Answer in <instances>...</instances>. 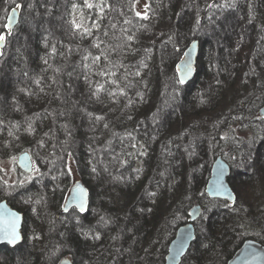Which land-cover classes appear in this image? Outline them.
<instances>
[{
    "label": "trees",
    "instance_id": "obj_1",
    "mask_svg": "<svg viewBox=\"0 0 264 264\" xmlns=\"http://www.w3.org/2000/svg\"><path fill=\"white\" fill-rule=\"evenodd\" d=\"M227 3L234 6L221 7ZM87 4L0 0L7 41L0 61L8 73L2 77L17 84L11 87L18 103L34 108L32 115L7 105L2 112L0 200L24 212L25 240L0 246V264H58L64 256L75 264H165L196 204L204 211L182 264H227L246 239L264 244L261 107L250 96L229 105L222 78L233 72L234 83H246L264 75V0ZM16 6L21 22L8 33V11ZM31 20L37 24L28 42L21 32ZM199 28L214 36L195 34ZM195 39L201 41L197 72L185 84L177 60ZM170 51L177 60L167 59ZM23 151L32 153L35 169L27 173L15 163L10 180L2 162ZM220 155L250 163L246 196L235 203L206 192ZM77 173L89 185L90 208L63 213ZM105 176L115 181L110 193ZM45 205L54 211L49 222Z\"/></svg>",
    "mask_w": 264,
    "mask_h": 264
},
{
    "label": "water",
    "instance_id": "obj_2",
    "mask_svg": "<svg viewBox=\"0 0 264 264\" xmlns=\"http://www.w3.org/2000/svg\"><path fill=\"white\" fill-rule=\"evenodd\" d=\"M21 18L20 6H16L8 12L6 25L9 24V19L12 20L10 27L6 28L8 33H12L19 26ZM6 44L7 41L5 39L3 44L0 45L2 52ZM200 51L201 41L200 39H195L188 45L179 60L177 75L182 83L187 84L194 80ZM260 116L264 119V104L260 109ZM17 165L23 171L32 173L35 169L32 153L30 151L21 152L18 155ZM230 174L231 166L229 162L223 156H218L213 163L212 172L206 186V191L210 197L224 199L231 203L237 201V194L229 182ZM90 204V189L84 180L78 179L70 188L62 212L67 213L73 208L84 212L90 208ZM81 205L83 206L82 208ZM202 214L203 206L201 204H196L191 208L190 220L178 228L174 239L169 245L165 264L182 263L197 237L195 222ZM13 223L15 224V240L12 239L11 226ZM23 226L24 213L13 207L7 199L0 200V246L15 247L22 244L25 240ZM58 264H75V261L70 256H64ZM227 264H264V244L255 239H246Z\"/></svg>",
    "mask_w": 264,
    "mask_h": 264
},
{
    "label": "rangeland",
    "instance_id": "obj_3",
    "mask_svg": "<svg viewBox=\"0 0 264 264\" xmlns=\"http://www.w3.org/2000/svg\"><path fill=\"white\" fill-rule=\"evenodd\" d=\"M11 9H9V11ZM31 21L30 22L27 21V26H24V29H23L24 32H21V33H23V36L27 40L31 38L30 36H28L29 31L31 32V35H32V33H34V31H35L36 24H37V20H35V21L34 20H31ZM51 25H52V23H51ZM194 32H195V34H198V35H201V36H206L207 38H210V39L214 36V31L212 29L211 30H207V29H204V28H199V29H196ZM53 35H54V33H53ZM28 42H29V40H28ZM6 47H7V44H6ZM210 51H211V49L209 50V52ZM206 55H207V51H206ZM206 55H205V57H203L204 60L207 59V56ZM166 56H167V59L169 61H172L173 59H176L177 60V57H178L177 56V53L174 54V52H172V51H170V53H168ZM177 62H179V61L177 60ZM223 70L224 71L221 70L219 73H222V72L224 73V72L228 71L227 67L223 68ZM214 72L216 74V71L215 70H214ZM219 73H217L218 74L217 76H219ZM2 74L5 76L8 73H7V69H6L5 65L2 64V62L0 61V125L1 124H6L7 125V121L5 122V121H2V119H1L2 116H3L2 115L3 109H4V107L6 105L7 106H12L11 109H12L13 112L16 109L19 108V110H20L19 114L21 116H23V115H25L27 113L30 114V115H32V112H34V108H31V110H29L28 108L25 107V104L22 101L20 102L22 108L19 107L20 103L17 102V101H19V97L18 96H15L13 94V91L12 90H13L14 87H11V86H13L16 83H6L8 79L6 78L7 80L6 79L4 80V78L2 77ZM162 74L165 77L166 76V71L163 70V73ZM229 74L230 75H223L222 76V78L225 80L224 81V84H225V100H226V102L229 105L235 106V107L236 106L239 107V105H242V104H245L246 103V101L248 100V97L249 96L251 98H253L254 100H256V101H259L260 107L264 104V75L263 74H259L258 73L257 75L250 76V79H247L246 80V83H242V82L241 83H234L236 81V79L234 78L235 81L231 80L234 77V75H233L234 73L233 72H229ZM204 76H205V72H202V77H204ZM251 104L255 105V102H253ZM3 122H5V123H3ZM17 159H18V156H16L15 158H9V157H7L2 162V166H3V169H4V176L10 177V180H14L15 179V175L17 174V172H16V166H15V163H17ZM34 163H35V161H34ZM233 176H236L237 178L234 179ZM233 176L231 177V181H234L235 180L236 182H238L239 185H241L242 178L247 181L246 175L242 176V178H241L238 170H236L235 175H233ZM78 179L84 180V177L82 175H80L79 173H77L74 176V178H73V183L76 180H78ZM102 182H103V186H106L107 187L106 188L107 191L110 193L112 191V188H114V183H115L114 179H112V177L109 178V177H106L105 176L103 178V181ZM246 185L247 184H243V186H242L243 187L242 188L243 191H242L241 195L244 198L246 196V193L244 194ZM249 185L252 188V185L253 184H249ZM254 185H258V184L255 183ZM87 186H89V185L87 184ZM239 190H241V189L239 188ZM45 207L47 209V212H45V211L44 212H45L46 217H47L48 222H49L51 220V218L53 217V215H54V211H52L51 209H49L47 207V205H45ZM70 257H72V256H70Z\"/></svg>",
    "mask_w": 264,
    "mask_h": 264
},
{
    "label": "flooded vegetation",
    "instance_id": "obj_4",
    "mask_svg": "<svg viewBox=\"0 0 264 264\" xmlns=\"http://www.w3.org/2000/svg\"><path fill=\"white\" fill-rule=\"evenodd\" d=\"M263 106V105H262ZM261 106V107H262ZM261 109V108H260ZM260 109H259V116H260ZM261 117V116H260ZM262 118V117H261ZM263 119V118H262ZM264 120V119H263ZM260 147V146H263V148H264V145H261V144H258L257 145V147ZM215 161V160H214ZM214 161H213V163H214ZM228 161V160H227ZM229 162V164H230V166H231V174H230V177H229V182H230V184H231V186H232V188H233V190L235 191V193L237 194V197L239 198V195L241 196V193H242V184H247V181L246 180H244L243 178H242V176H244V175H246L245 173L246 172H248L247 171V169L250 167V163H248V164H243V163H241V162H235V164H232L230 161H228ZM212 167H213V165H212ZM236 170H238V172H239V174H240V176H241V178H242V182H241V185H239L238 184V182H236L235 180V182L234 181H231V177L233 176V175H235V172H236ZM256 171V168H254V169H252V172L254 173ZM211 172H212V170H211ZM210 178V177H209ZM233 178L234 179H236L237 177L236 176H233ZM207 186V185H206ZM241 189V190H239V188ZM240 191H238V190ZM207 192V191H206ZM208 194V193H207ZM245 194V193H244ZM209 195V194H208ZM211 198H213V197H211ZM237 198V199H238ZM218 199H220V198H218ZM231 203V202H230ZM235 203V202H234ZM203 211H204V209H203ZM203 215V214H202ZM202 217V216H201ZM200 217V218H201ZM199 218V219H200ZM233 257V256H232ZM231 257V258H232ZM230 258V259H231ZM229 259V260H230ZM61 260V259H60ZM183 262V261H182ZM182 264V263H181Z\"/></svg>",
    "mask_w": 264,
    "mask_h": 264
},
{
    "label": "snow or ice",
    "instance_id": "obj_5",
    "mask_svg": "<svg viewBox=\"0 0 264 264\" xmlns=\"http://www.w3.org/2000/svg\"><path fill=\"white\" fill-rule=\"evenodd\" d=\"M86 4H87V0H86ZM87 6L88 7H92L93 5L92 4H87ZM224 6L232 7V6H234V4L227 3L226 5H221V7H224ZM147 7L148 6L146 5L145 8L147 9ZM209 7H216V5H209ZM136 15L137 16H141V13L137 12ZM142 18H145V19L147 18V12L146 11L143 14ZM11 23H12V20L9 19V24L5 25V28L10 27ZM73 23L75 24V22H73ZM76 27H79V25H76ZM5 39H6L5 35L0 34V45L3 44V42L5 41ZM129 39H131V37H129ZM0 55H2V53H0ZM96 119H102V117H96ZM82 207L83 206L81 205V208ZM11 227H12V239L15 240L16 239L15 231H14L15 230V224L13 223Z\"/></svg>",
    "mask_w": 264,
    "mask_h": 264
}]
</instances>
